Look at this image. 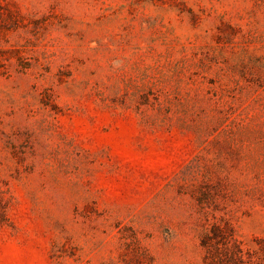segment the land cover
I'll use <instances>...</instances> for the list:
<instances>
[{"label": "rangeland", "instance_id": "obj_1", "mask_svg": "<svg viewBox=\"0 0 264 264\" xmlns=\"http://www.w3.org/2000/svg\"><path fill=\"white\" fill-rule=\"evenodd\" d=\"M0 264H264V0H0Z\"/></svg>", "mask_w": 264, "mask_h": 264}]
</instances>
